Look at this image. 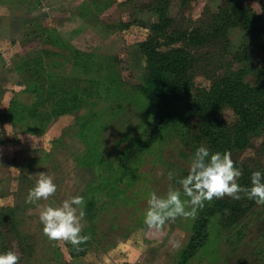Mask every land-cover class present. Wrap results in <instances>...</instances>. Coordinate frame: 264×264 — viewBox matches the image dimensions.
Segmentation results:
<instances>
[{
    "label": "rangeland",
    "instance_id": "374dc122",
    "mask_svg": "<svg viewBox=\"0 0 264 264\" xmlns=\"http://www.w3.org/2000/svg\"><path fill=\"white\" fill-rule=\"evenodd\" d=\"M156 1L0 0V207H10L16 223L12 225L6 211L0 210V251L7 243L19 253L18 264L177 263L196 217H177L161 229L148 228L143 218L148 194L167 190L170 169L186 174L193 154V130L183 110L191 98L165 102L159 123L156 112L162 106L151 104L137 89L148 79L139 42L150 34L151 10L160 5ZM247 1L261 12L260 0ZM219 3L173 0L171 15L179 26L191 28L207 6L214 9ZM239 32H232L236 42L247 37ZM74 54L83 60L90 54L95 60L96 93L79 108L45 122L43 132L34 131L33 106L38 112L47 107L37 104L29 72L35 65L62 77L69 90L75 80L79 87L86 86L90 71ZM254 57L263 62L264 51ZM213 67L193 71V93L212 85ZM222 69L223 65L218 72ZM254 78L250 73L246 79ZM45 94L42 89L39 99ZM15 102L19 108L13 113ZM223 115L234 119L229 108ZM140 142L144 145L129 160L128 177L110 182L122 153ZM260 142L255 139L232 158L264 162ZM40 171L53 175L58 186L41 205L69 195L85 197L83 231L90 239L80 245L78 256L71 255L75 248L71 244L43 233L39 208L27 200ZM235 225L227 226L219 214L213 216L208 242L189 264H264V204H256ZM13 227L24 240L16 242L9 232Z\"/></svg>",
    "mask_w": 264,
    "mask_h": 264
},
{
    "label": "trees",
    "instance_id": "16d2710c",
    "mask_svg": "<svg viewBox=\"0 0 264 264\" xmlns=\"http://www.w3.org/2000/svg\"><path fill=\"white\" fill-rule=\"evenodd\" d=\"M172 1L160 0V5L151 10L154 19L149 23L150 34L139 42L148 69L147 83L138 86L139 93L154 106H162L161 112H156L159 123L163 121L165 102L191 98L183 110L193 130L190 134L193 152L199 144L205 143L213 150L229 149L233 156L249 147L255 139L261 138L259 150L264 155V61L257 63L254 57L257 52L264 51V0H260L261 12L254 10L247 0H220L214 9L207 6L198 18L199 23L191 28L177 24L171 15ZM184 1L181 0V4ZM233 30L247 37L236 42L232 37ZM86 55L83 60L74 54L76 60H82L90 71L87 85L79 87V82L75 80L70 90V87L62 83V77L46 73L33 65V71L29 72L36 84L33 86V94L36 92L37 104L47 107V111L38 112L33 106L34 131L43 132L45 122L47 124L53 117L79 108L91 94L96 93L94 86L98 80L93 77L95 60H91L90 54ZM210 64L215 69L212 85L193 93V71ZM236 64H239L238 68ZM221 65L224 69L218 72ZM250 73H254V81L246 79ZM41 88L46 94L39 99ZM12 106L10 110L16 113L18 104L15 102ZM226 108L232 111L234 119L228 121L224 118ZM143 145L140 142L135 149L122 153L117 175L110 178V182H123L128 177L129 160L142 150ZM233 160L241 168L243 175L240 182L245 185L249 183L253 170L264 169V162L260 159ZM94 201L92 197L90 202ZM256 204L243 194L238 200L224 196L205 204L198 211L192 225V234L178 253L176 264H189L207 244L213 216L219 214L227 226H234ZM9 208L2 206L0 210H5L4 214L10 216L12 225H15L13 211ZM9 232L16 242L22 241V238L24 240L23 234L15 228ZM8 249L6 243L4 250ZM70 253L72 256L80 255L72 247Z\"/></svg>",
    "mask_w": 264,
    "mask_h": 264
},
{
    "label": "clouds",
    "instance_id": "9594fccd",
    "mask_svg": "<svg viewBox=\"0 0 264 264\" xmlns=\"http://www.w3.org/2000/svg\"><path fill=\"white\" fill-rule=\"evenodd\" d=\"M163 174V173H158ZM169 181L163 193L152 190L147 196L144 209V224L148 228L161 229L166 222L177 217L195 218L206 202L228 196L240 199L241 194L257 204H264V169L251 172L249 183L242 184L243 175L229 149L213 150L207 144H199L192 156L187 173L167 172ZM53 175L40 171L28 191L27 200L39 208V220L43 233L58 242H67L79 250L80 245L90 239L83 231L85 226V197L69 195L59 202L41 205L57 191ZM20 255L13 249L0 251V264H18Z\"/></svg>",
    "mask_w": 264,
    "mask_h": 264
}]
</instances>
